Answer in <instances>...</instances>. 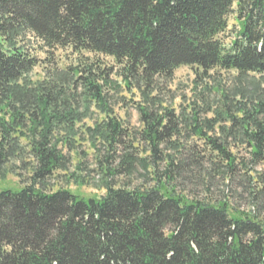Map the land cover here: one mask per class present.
<instances>
[{
	"label": "trees",
	"instance_id": "16d2710c",
	"mask_svg": "<svg viewBox=\"0 0 264 264\" xmlns=\"http://www.w3.org/2000/svg\"><path fill=\"white\" fill-rule=\"evenodd\" d=\"M229 15L235 24L225 44ZM30 36L69 49L77 63L33 79ZM182 65L264 74V0H0V179L20 182L0 188V264H264L259 205L242 211L177 191L192 175L208 184L236 172L243 162L230 139L249 149L250 161L264 159V97L232 109L223 95L211 117L182 119L150 95L157 77ZM106 86L140 91L137 137L147 155L122 139ZM92 107L105 118L88 126ZM183 131L202 145L183 142ZM82 141L103 153L100 196L49 186L59 171L83 181L68 172L71 152L87 156L78 151ZM137 167L149 185L113 183Z\"/></svg>",
	"mask_w": 264,
	"mask_h": 264
},
{
	"label": "rangeland",
	"instance_id": "374dc122",
	"mask_svg": "<svg viewBox=\"0 0 264 264\" xmlns=\"http://www.w3.org/2000/svg\"><path fill=\"white\" fill-rule=\"evenodd\" d=\"M235 20L232 15L228 16V29L220 35L223 43L229 42L228 33ZM30 54L38 60L37 66L33 69L31 77L39 79L43 76L44 71L47 73L57 70V67H68L77 63V54L72 53L69 49H48L43 46L42 42L35 38L29 37L26 43ZM85 56L92 57L91 54L84 52ZM105 67L112 65L110 58L99 57ZM57 63V66H56ZM58 71V70H57ZM110 78L116 79V76L111 75ZM119 83V79L117 80ZM105 92L110 98L111 112L110 115L115 117L125 128V144L133 145L134 150H131L135 155H147L145 152L146 145L137 137V133L141 128L139 120V111L137 106L145 104L142 100L140 91L135 87L130 89L113 88L106 86ZM155 98V102L161 104L162 107H168L174 110L176 114L182 112V119L190 117L193 113L197 115L199 121L205 117H211L212 112L209 107H215L224 100L225 95L232 104V109L239 102L249 103L254 96L261 95L264 97V74L249 72L239 75L235 70H225L214 68L208 71H203L197 66H179L169 77H157L154 83V90L150 94ZM156 109V108H155ZM161 109V108H160ZM104 114L98 112L95 108H91V114L83 120V123L91 126L95 121L104 119ZM217 128V127H216ZM208 132L209 135H215L217 129ZM183 142L191 145H202V141L188 131H183ZM233 143L230 151L237 157L238 161H242L245 166H239L236 172H229L225 175L216 174L211 177L208 184L201 182L198 176H191V180L178 185L177 191H184L189 196L197 197L206 201L226 200L230 205L238 207L242 211H248L251 208L260 211V215L264 218V192L259 194V190L263 187L264 180V159L261 161H250L249 149H247L239 139L229 140ZM138 147V148H137ZM202 148V147H201ZM199 151V149H197ZM196 150V151H197ZM78 151H84L87 156L75 155L70 153V167L68 172L75 171L78 173L81 183L73 181L70 177L66 179L64 172H57V177L50 181L49 186L55 190L57 188H65L82 196H100L104 193L102 184V173L99 170V161H102L103 153L97 156L95 150L89 146L87 141H82ZM104 151V150H103ZM197 153V152H196ZM200 153V151H199ZM197 153V155H199ZM122 154L120 148L109 159V167H114L115 159ZM99 160H97V158ZM82 163L81 169L77 170L76 165ZM209 167V166H208ZM21 177L25 178L27 172L17 168ZM196 173V171H194ZM197 179V180H196ZM83 182V183H82ZM113 183L116 186L136 187L146 186L151 182L144 171L137 167L131 174H120L114 177ZM20 182L13 174H7L6 178L0 179V188L3 187H19ZM264 189V188H263ZM258 195V197L256 195ZM254 195L257 200H254ZM253 199V200H252ZM256 210V211H257Z\"/></svg>",
	"mask_w": 264,
	"mask_h": 264
}]
</instances>
